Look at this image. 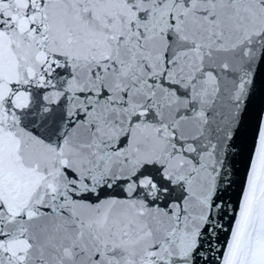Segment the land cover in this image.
<instances>
[{"label": "snow or ice", "instance_id": "6c2138e0", "mask_svg": "<svg viewBox=\"0 0 264 264\" xmlns=\"http://www.w3.org/2000/svg\"><path fill=\"white\" fill-rule=\"evenodd\" d=\"M0 264H264V0H0Z\"/></svg>", "mask_w": 264, "mask_h": 264}]
</instances>
